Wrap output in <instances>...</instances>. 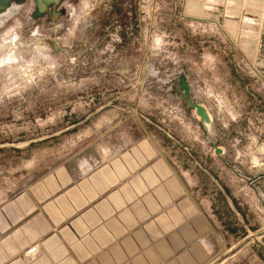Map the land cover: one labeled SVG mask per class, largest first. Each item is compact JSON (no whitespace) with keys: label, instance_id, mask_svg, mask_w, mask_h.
Instances as JSON below:
<instances>
[{"label":"rangeland","instance_id":"1","mask_svg":"<svg viewBox=\"0 0 264 264\" xmlns=\"http://www.w3.org/2000/svg\"><path fill=\"white\" fill-rule=\"evenodd\" d=\"M256 6L0 0V264L41 253L6 239L67 191V168L135 137L118 119L174 157L220 232L213 264H264V60L247 19Z\"/></svg>","mask_w":264,"mask_h":264},{"label":"crops","instance_id":"2","mask_svg":"<svg viewBox=\"0 0 264 264\" xmlns=\"http://www.w3.org/2000/svg\"><path fill=\"white\" fill-rule=\"evenodd\" d=\"M244 2L250 8L258 5L254 18L247 19L258 32L264 60V0ZM127 124L135 137L121 141L120 136L96 157L80 158L76 170L67 168L69 175L75 174L68 178L67 191L56 193L43 207L34 206L36 213L21 220L26 223L19 238L6 239L18 242L19 250L29 241L36 242L41 250L36 259L26 262L14 257L5 264H213L218 260L220 232L190 195L174 157L158 149L136 120L118 119L115 127L120 130ZM233 264L254 263L244 259Z\"/></svg>","mask_w":264,"mask_h":264},{"label":"water","instance_id":"3","mask_svg":"<svg viewBox=\"0 0 264 264\" xmlns=\"http://www.w3.org/2000/svg\"><path fill=\"white\" fill-rule=\"evenodd\" d=\"M194 108H195V111L196 113L198 114V116L205 122V123H209L210 121V118L205 110V108L201 105H198V104H193ZM216 152L217 153H221V148L219 147H216Z\"/></svg>","mask_w":264,"mask_h":264},{"label":"bare ground","instance_id":"4","mask_svg":"<svg viewBox=\"0 0 264 264\" xmlns=\"http://www.w3.org/2000/svg\"><path fill=\"white\" fill-rule=\"evenodd\" d=\"M184 86H185V84L180 85L181 88H185Z\"/></svg>","mask_w":264,"mask_h":264}]
</instances>
